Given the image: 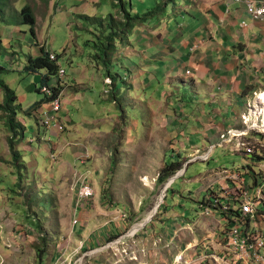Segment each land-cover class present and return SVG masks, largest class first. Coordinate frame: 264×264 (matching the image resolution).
Wrapping results in <instances>:
<instances>
[{"label": "crops", "instance_id": "1", "mask_svg": "<svg viewBox=\"0 0 264 264\" xmlns=\"http://www.w3.org/2000/svg\"><path fill=\"white\" fill-rule=\"evenodd\" d=\"M56 1L60 2L59 7L55 4ZM101 1L48 0L47 8L52 16L61 12L71 18L83 19L82 16L91 17L88 15L93 12L91 8L96 11L101 7ZM129 1L124 0L126 7L134 13L132 1ZM246 1L175 0L173 4L163 7L164 0H157L153 7L138 13L144 14L156 10L157 14L152 18L157 17L159 20L167 21L171 17L168 15L171 8L175 10L172 13L182 18V22L176 25L177 29L173 30L169 24L164 25L165 22L157 27L151 26V17L145 23L137 24L131 33L139 30L138 39L147 40L141 48L137 47L138 51L134 49L130 37L124 43H117V52L112 60L117 64L115 71L118 70L126 84L121 86L119 94L126 99V102L128 99L130 102L139 100L140 110H130L123 104L125 108L122 106L118 108L109 95L111 87L107 86L110 84L106 82L109 78L113 83L112 75L108 76L102 64H93L91 53L88 57L90 60L84 62L80 51L77 71L68 75L65 68L66 75L61 89L58 90L61 94L62 106L55 115L63 130L56 127L48 129L44 125V116L52 111L43 93V98L32 104L27 111L23 108V102L31 103L33 90L38 92L47 71L40 70L34 73L26 71L27 60L24 67L2 70L7 73L26 71L27 75H33L34 79L31 85L20 84L19 89L10 87L17 78L7 81L9 88L15 91L16 104L19 105L16 116V122L19 123L18 136L12 137L6 114L0 109V263L5 262L4 258L8 257L7 248L13 244L19 246L23 241L28 246L34 247L37 235L34 233L36 224L32 225L29 218L24 221L21 211L17 209L23 206L21 200L25 196H28V201H32L34 188H49V179L60 176L61 170L55 167H60L58 164L72 142H76L77 146L76 160L82 161L83 165L80 171L82 177L78 178V182L81 184L82 181H89L95 189L96 196L100 194L102 188H105V193L107 188H150L148 184L150 180H154L159 175L158 172L148 171L147 161H151L149 154L159 151L152 145L157 143L164 146L171 145L164 148L161 156L157 158L161 162L158 169L161 171L167 165L170 151L171 157L174 158L172 163H180V169L177 171V176L160 183L164 185V190L159 203L163 207L162 203H166V194L173 188L177 179L184 178L187 184L198 183L199 187L195 194L189 190L190 194L195 196L191 198L193 211L189 215L192 216L187 219V213L183 210L185 207L181 203L179 205L182 206L181 214L174 210L164 212L161 208L160 217L153 226L148 227L149 222L145 225L137 224L134 230L142 226L144 233L141 237L144 240L149 239L151 244L158 239L161 240L156 249V257H151L156 259L153 260L156 264H160L161 261L165 263L164 252L161 250L165 245L176 248L169 257V264L192 262L197 257L194 252H198L201 257H207V253L213 254L215 259L217 255L221 256L218 227L222 226L220 222L222 217L219 214L203 217L201 214L200 206L208 197V193L220 192L227 188L234 189L238 183L233 178L241 177L246 183V189H255L254 199L258 197V190L261 189V207L264 208V160H260L264 159V141L263 147H258L259 154L248 156L244 152L232 151L239 139L229 141L220 137L228 129L240 127L237 117L244 111L247 100L252 97L253 92L264 90V20H252L249 17ZM251 1L256 5L264 2V0ZM1 12L2 10L0 17L3 13ZM159 12H166L168 18ZM18 13L16 10L15 14ZM16 22L18 18L14 24H18ZM86 23L89 24L88 21ZM14 28H19V24ZM86 30L92 34L96 26L89 25ZM34 39L37 40L31 44V47L34 46L39 53L34 51L33 55L28 56L38 57L42 55V48L46 51L48 49L45 43L40 44L41 39L37 35ZM85 42L88 41H84V46ZM58 60L60 61V55ZM172 60L173 62L170 63L169 61ZM164 66L168 68L167 71L162 68ZM110 72L113 74L114 71L112 72L111 69ZM117 87L118 85L114 86L112 90L116 91ZM124 87L127 89L125 90ZM4 100L5 94L0 89V104H3ZM151 103L154 108L150 114ZM35 104L37 106L34 108ZM132 107L130 105V108ZM70 110L79 116L78 121L70 116ZM37 116H40V119H36L37 123L39 122L48 134L43 140L26 136L28 128L32 127V125L28 126L27 122L31 117ZM120 116L126 118L125 146L130 145L134 149L126 152L123 145L117 149V155L114 157L111 152L112 138H118V131L122 130L116 125ZM138 120H141V131H138ZM10 139L13 140L17 158H14L10 148ZM36 142L39 144L38 147L35 146ZM136 145H139L137 149L139 152L135 150ZM177 145L180 146L178 151L175 150ZM218 148L221 155L231 153L239 156L241 160L230 166L224 163L216 169L211 167L202 176L199 174L200 176L196 175L193 179H185L193 163L201 161L204 156L209 163ZM182 153H185L186 157ZM133 155L134 160L138 161L139 158L142 162L141 172L135 168L129 169V166L121 168L120 162L126 161L124 157L127 156V159L132 160ZM54 157L58 158V162ZM89 158L91 160H87ZM108 159L112 160L109 169L112 176L107 172L101 178L102 170L93 169L90 164L89 167L85 165L86 162L92 161L91 163L95 164V162H106ZM113 161L118 162L115 164V171ZM82 178L86 180L81 181ZM26 204L33 205V203ZM174 205L177 208L176 204ZM34 220L37 222V219ZM47 223L46 220L42 222V224ZM190 227L195 228V235ZM194 240L196 241L194 251L188 250L190 245H194ZM176 253L183 254V262L179 257L176 259L179 255L174 257ZM215 259L193 262L219 264Z\"/></svg>", "mask_w": 264, "mask_h": 264}, {"label": "rangeland", "instance_id": "2", "mask_svg": "<svg viewBox=\"0 0 264 264\" xmlns=\"http://www.w3.org/2000/svg\"><path fill=\"white\" fill-rule=\"evenodd\" d=\"M112 1L102 0L101 7L97 8L96 11L91 8L93 12H90L88 15L91 17L102 15L101 17L107 18L110 14H118L117 12L119 10L114 7L116 1ZM131 1L133 12L138 14L144 12L148 7H153L157 0ZM47 4L48 0H0V10L3 12L0 20H5L0 21V68L4 70L13 67L14 69L24 67L28 55H33L34 51L39 53L38 49L34 46L33 48L31 47V44L37 39H34L30 27L19 25V28H14L15 25H18L14 24L18 16V14H15L16 10L21 12V9L25 5L30 6L36 16L37 24L35 31L38 38L41 39L40 44L45 43L49 52L51 51L60 55L59 63L64 69H67L68 75H72L77 71L80 51L84 62L90 60L88 57L91 53L90 57L91 61L94 62L93 64H102L100 60L93 57L95 49L92 41L96 38L93 33L89 34L86 30L89 28V25H95V23L89 22V24H87L83 19H78L76 17L71 18L66 13L61 12L52 16L49 14ZM55 4L58 7L61 5L59 1H56ZM174 11L175 10H171V8L169 9L168 15H171V17L167 21L162 19L159 20L157 17H151V26L157 27L165 22L164 25L169 24L172 30L175 29L177 23L182 22V18L172 13ZM162 15H166V12H163ZM166 18H168L167 15ZM139 35V30L129 35L130 42L136 51H138L137 47L141 48L143 43L147 41L138 39ZM86 40L91 42H85L86 44L84 46V41ZM169 62L172 63L173 60ZM162 68L166 71L168 70L165 66ZM2 70L0 72V80L4 81L8 86L9 84L7 81H11L12 78H17V81L10 84V87L14 89H19L20 84L27 86L33 83L34 76L27 75L26 71H21V73H7ZM37 83L38 79L36 84ZM112 86H114V83L107 86L111 87L110 96H112ZM121 88L117 92L119 97H121L119 94ZM124 89L126 90L127 87H124ZM42 98V93L33 90L31 103L23 102L24 110L27 111L32 104L40 101ZM121 101V103H123L124 106H128L130 110H140L141 103L139 100L130 102L128 99L126 102V99H123ZM130 105L133 107L130 108ZM153 108L154 106L151 103V106L149 105L150 114ZM241 114L237 117V123L240 121ZM20 115L23 116V113L20 112ZM120 115H122V113H120ZM70 116H72L74 120L78 121L79 119V116L72 110H70ZM36 119H40V116L36 118L31 117L27 122V125H32V127L28 128L26 136L28 138H41L43 140L45 135L47 136L48 134L45 128L39 125V122L37 123ZM125 122V117L120 116L118 118L116 125L120 126L122 130L118 131V138H112L113 151L111 150V152L114 157L117 155V149L121 148L123 145V149L126 152H130V150L134 149V147L130 145L127 147L125 146ZM140 127L141 120H138V131H141ZM36 143L35 146L38 147L39 144L38 142ZM72 143L73 144L68 146L69 148L66 154L62 156V160L58 164L60 167H55V169L61 170L60 176L49 179V188H34L32 201H28V196H25L21 200L23 206L17 209L21 211L24 221H26V218H29L32 225L36 224L34 226V233L37 235L34 247L28 246L23 241L19 246L13 244L10 248L6 247L8 249V257L4 258L5 262L3 264H156V262H153V260L156 259L151 257H156V249L159 247L161 240L158 239L153 244L150 243L149 239L144 240L141 237L144 233V228L141 226L135 231L136 225H144L145 222L153 216L148 223V227L153 226L160 217L159 210L161 208L164 212L165 210H174L178 214H181L180 209L182 206H179L181 203H183L185 207L183 210L187 213V219H189V217L192 216L189 214H192L193 211L191 198L195 197L190 194L189 190L195 194L199 187L198 183L191 182L187 184L184 178L177 179L173 188L166 194V203H162L163 207L160 206L156 214L154 213V211H156L155 206L160 202V198L163 194L162 191L164 190V185L158 184L157 177L154 180H150V183H148L150 188H107L106 193L104 191L105 188H102V191L97 196L95 194L93 198L80 202L78 199L80 186L78 178L82 177L80 171L83 165L82 161L76 160L77 146L76 142ZM152 146L159 151L158 153L149 154V159H151V161H147L148 171L149 173H159L160 170L158 168L161 162L157 158L161 156L164 148H168L171 145L164 146L161 143H157ZM179 147L180 146L177 145L175 150L178 151ZM138 148L139 145H136V152H139V150H137ZM252 150L254 155L259 154L258 147H253ZM219 152L220 149H216V153L212 156V160L209 163L206 162L207 160L203 159L193 163L185 179H193L196 175L200 176L199 174L202 176L203 173L211 167L212 169H216L220 165H224V163L230 166L232 163L236 164L241 160V158L235 154L224 153L221 155ZM171 155L172 152L170 151L166 161L167 164H172L174 161ZM182 155L186 157L185 153H182ZM134 158V155L132 160L130 158L127 159V156H125L124 159L126 161L120 162L122 165L121 168L129 166V169L135 168L137 171H140L142 162L139 158L138 161L134 160ZM54 159L58 162V158L54 157ZM87 160H91V158ZM48 162L52 165L50 160ZM91 162L92 161L86 162V167H89L90 164L93 169L98 168V170H102L100 175L101 178H103L107 172L109 176H112L109 172L112 166V160L108 159L106 162L102 161L101 163L95 162V164ZM117 163L118 162L113 161L114 171L116 169L115 164ZM176 174L171 178L177 176ZM75 178H77V181H75ZM83 179L86 180L82 178L81 181ZM144 179L147 180V178ZM254 190L255 189H252L251 193H253ZM26 203H33V205H28ZM174 204H176L177 208ZM18 205L20 206V204ZM31 209H33V211H31ZM184 217L186 218V216ZM34 219H37V222H35ZM43 220H46L48 223L42 224ZM190 228L195 235V228ZM42 234L44 237H42ZM163 246L164 245H162V248ZM194 247H196L195 240L194 245H190L188 250L194 251ZM40 248L43 249L42 253H40L42 259L37 255ZM164 248L161 250L164 252L165 263L161 261L160 264H169V257L173 255L176 248L170 245H165ZM193 254L197 256L193 259L195 262H201L203 260V262H205V260L208 259H215L212 256L213 254L209 255L207 253L208 258L201 257L202 255L198 252H194ZM176 255H179V253H176L174 257ZM182 256L183 254H180L176 259L181 257L180 260L183 262L184 259H182ZM193 261L188 263L184 261V264H195ZM218 262L221 264V261Z\"/></svg>", "mask_w": 264, "mask_h": 264}, {"label": "built area", "instance_id": "3", "mask_svg": "<svg viewBox=\"0 0 264 264\" xmlns=\"http://www.w3.org/2000/svg\"><path fill=\"white\" fill-rule=\"evenodd\" d=\"M245 3L252 20H264V2L256 5L251 0H247ZM49 59L58 62L57 54L54 52L49 53ZM65 75L66 72L60 65L57 75L39 87L40 92L50 99L48 103L52 112L44 116V125L48 129L56 127L63 130L55 113H58L62 106L61 94L58 90L62 87ZM106 82L107 84L112 83L109 78ZM239 122L240 127L228 129L220 137L222 140L229 141L239 139L232 151L244 152L245 155L252 156L254 155L253 147H263L264 90L252 93ZM203 159L207 160V157L204 156ZM233 180L238 183L234 189L211 191L200 206L203 217L216 214L222 217L220 219L222 226L218 227L220 237L218 244L222 251L220 257L217 255L215 262L264 264V230H261L264 228V208L261 207L262 191L259 189L258 197L254 199L252 189H246V183L241 177L233 178ZM94 196L93 186L87 181H82L78 192L79 201L84 202Z\"/></svg>", "mask_w": 264, "mask_h": 264}, {"label": "trees", "instance_id": "4", "mask_svg": "<svg viewBox=\"0 0 264 264\" xmlns=\"http://www.w3.org/2000/svg\"><path fill=\"white\" fill-rule=\"evenodd\" d=\"M115 1L116 3L114 6L119 8V11L117 12L118 14H110L109 17L107 18L88 17V16H82V18L90 23H95L96 31L93 32V34L96 39L92 41L93 47L95 49V54L93 55V57L95 59L100 60V62L106 69V73L108 74V76L111 77L112 75L114 86L118 85L116 91L112 90V98L114 102L117 104V106L121 107L123 104L121 103L122 102L121 100H123V98L117 96V90H119L121 88V85L125 83L118 70L115 71L117 64H115L114 61L112 60L115 53L117 52V43L118 42L124 43L126 40H128L129 35L131 31L134 29V27L137 24L145 23L150 17L156 15L157 11L150 10L144 14H134L131 13L130 10L126 7V3L124 2V0H115ZM174 1L175 0H164L163 7H165L168 4H173ZM17 18H18L17 23L19 25L29 26L33 37L36 38L35 27L37 24V19L33 9L30 6L25 5L21 9V12L18 13ZM89 42L91 41H88L87 43ZM49 53L50 52L42 48L41 56L35 58L28 56L27 65L25 67L26 71L30 73L38 72L40 70H46L47 71L46 78L43 80L42 84L47 83L50 79L55 77L60 67L59 60L58 62H55L49 59ZM57 58L59 59V54H57ZM0 69L2 70V68ZM111 69L112 72L114 71L113 74H111L110 72ZM0 89H2L5 94L4 103L0 104V109L3 110L4 113L6 114L9 130L10 133L12 134V137L14 138L15 136H18L17 127L19 124L16 122V116L19 109V105L16 104L17 96L15 94V91L9 88V86L2 80H0ZM37 91L41 93L39 88ZM45 100L47 102L50 101V99L47 98L46 96H45ZM45 100H43V102H45ZM36 106L37 104H35L33 107L35 108ZM9 144L14 158H17L18 156L17 153L14 151V147H13L14 143L12 139H10ZM260 160H264V159H260ZM179 167H180V163L167 164L159 172V175L157 177L158 184L165 183L169 178L175 175L177 171L180 169ZM19 186H21V183H19ZM42 237H44V235ZM42 251L43 249L40 248L38 253L39 257H41L40 253H42Z\"/></svg>", "mask_w": 264, "mask_h": 264}, {"label": "water", "instance_id": "5", "mask_svg": "<svg viewBox=\"0 0 264 264\" xmlns=\"http://www.w3.org/2000/svg\"><path fill=\"white\" fill-rule=\"evenodd\" d=\"M159 206H160V203L156 206V209H155L156 211H154L155 214L157 213V210H158ZM152 217H153V216H152ZM152 217H150V219H151ZM150 219L147 220V221L145 222V224H147L148 222H150V221H151ZM145 224H144V225H145Z\"/></svg>", "mask_w": 264, "mask_h": 264}, {"label": "bare ground", "instance_id": "6", "mask_svg": "<svg viewBox=\"0 0 264 264\" xmlns=\"http://www.w3.org/2000/svg\"><path fill=\"white\" fill-rule=\"evenodd\" d=\"M179 258H181V257H179Z\"/></svg>", "mask_w": 264, "mask_h": 264}]
</instances>
